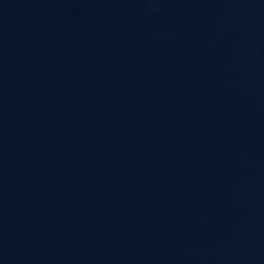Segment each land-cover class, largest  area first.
Here are the masks:
<instances>
[{
	"label": "water",
	"instance_id": "water-1",
	"mask_svg": "<svg viewBox=\"0 0 264 264\" xmlns=\"http://www.w3.org/2000/svg\"><path fill=\"white\" fill-rule=\"evenodd\" d=\"M0 264H264V0H0Z\"/></svg>",
	"mask_w": 264,
	"mask_h": 264
}]
</instances>
